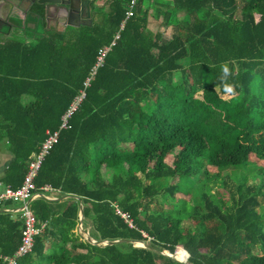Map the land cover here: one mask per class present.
I'll return each instance as SVG.
<instances>
[{"label":"trees","instance_id":"16d2710c","mask_svg":"<svg viewBox=\"0 0 264 264\" xmlns=\"http://www.w3.org/2000/svg\"><path fill=\"white\" fill-rule=\"evenodd\" d=\"M102 2L107 10L94 6L97 20L72 35L73 27L45 30L38 5L33 41H0V141L13 156L2 183L18 187L46 129L59 130L34 179L59 197L31 201L45 226L19 264H264V0H137L127 19L130 0ZM148 16L169 35L152 31ZM115 35L59 129L98 48ZM223 62L235 96L216 91ZM252 170L259 183L248 180ZM182 177L194 183L192 197H177ZM218 178L217 191L207 190ZM11 204L0 201L4 254L23 227ZM80 204L93 239L123 241L88 242ZM177 246L185 263L160 253Z\"/></svg>","mask_w":264,"mask_h":264},{"label":"built area","instance_id":"2783aa9c","mask_svg":"<svg viewBox=\"0 0 264 264\" xmlns=\"http://www.w3.org/2000/svg\"><path fill=\"white\" fill-rule=\"evenodd\" d=\"M136 2L137 0H130L125 12V19L133 15ZM122 25L123 23L121 24V27ZM117 37L118 35H115L114 39L109 44L102 45L98 48L95 62L90 68L88 76L83 81V88L78 91V94L73 98L65 112L62 114L59 129L67 127L69 117L77 109L78 105L85 96V88L90 85L97 69L103 65L104 59L107 53L111 50V47L114 45ZM58 132L59 130L50 131L46 129L45 137L38 145L37 151L28 161L23 180L18 187L13 188L10 185L2 183L0 180V201H11L12 203H16L17 207L7 209L19 213V216L23 220L19 244L11 254H4L0 252V264H19L23 257L32 252L35 237L45 226V222H39L37 220L30 203L33 199L41 196L49 197L47 192L57 191V189L53 188L49 184H44L37 188L34 179L39 171L44 157L57 142ZM117 212L124 218L129 226H132L126 213H122L119 210H117Z\"/></svg>","mask_w":264,"mask_h":264},{"label":"flooded vegetation","instance_id":"af4514ba","mask_svg":"<svg viewBox=\"0 0 264 264\" xmlns=\"http://www.w3.org/2000/svg\"><path fill=\"white\" fill-rule=\"evenodd\" d=\"M72 6L68 10L58 4L50 9L47 14L45 5L38 3L37 0H0V37H6L11 32L24 30L28 39L32 40L39 26V7H42L45 21V30L65 31L69 27H79L88 23V14L91 21L94 20L96 13L94 6H100L98 0H63ZM72 23V24H70Z\"/></svg>","mask_w":264,"mask_h":264},{"label":"rangeland","instance_id":"374dc122","mask_svg":"<svg viewBox=\"0 0 264 264\" xmlns=\"http://www.w3.org/2000/svg\"><path fill=\"white\" fill-rule=\"evenodd\" d=\"M99 3H103L102 5H105V10H107V5L104 4V2H102L103 0H98ZM94 20H97V16H95ZM73 30L71 31H68L67 33H69L70 35H72L75 31H76V28H72ZM163 29V33H167V35H169L170 33V29H166V28H162ZM38 30H40V28H38ZM26 32L24 30H21V31H15V32H11L9 33L8 36L6 37H0V41L1 40H5L7 38H20V39H24L28 42H31L33 41L28 39L27 36H24ZM67 35L68 37H70V35ZM259 163H264V161H258ZM209 169V171H215V168H212V167H207ZM223 170H221L222 172ZM256 170H252V172H250V174L248 175V180L249 181H253L255 183H259V179L258 177H254L253 179L251 178V174L255 173ZM180 192L177 193V197L180 198V197H184V198H188V195H184V193H188L191 197L192 195L195 194V185L194 183L191 181V180H188V178H185V177H182L180 179ZM220 187V178L216 179V180H211L208 182L207 186H206V189L209 190L210 192H216L217 189ZM12 207H17V204L16 203H12L11 204ZM14 215H18V213H14ZM88 229V228H87ZM86 229V231H87ZM83 235V234H82ZM84 237V235H83ZM258 253H261L260 249L257 250ZM176 255V254H175Z\"/></svg>","mask_w":264,"mask_h":264},{"label":"water","instance_id":"95a60500","mask_svg":"<svg viewBox=\"0 0 264 264\" xmlns=\"http://www.w3.org/2000/svg\"><path fill=\"white\" fill-rule=\"evenodd\" d=\"M34 0H30V2H32ZM38 3L40 4H44L45 5V10L47 11V14L50 12V9L57 6L58 4L64 6L65 8H67L68 10H71L72 6L70 4H68L67 2L63 1V0H37ZM88 23H83L84 25H87V26H90L92 24V21L90 19V14H88ZM72 24V23H70ZM78 200H80L79 197H76ZM83 206L82 204H80V208H79V223H78V229L81 233H83L84 235V238L92 243V244H96L98 246H106V245H112L114 243H118V242H121L123 241V239H113V240H102V241H97L95 239H93L88 231L84 230L83 227H82V221H83ZM128 242H131V243H134L135 246H141V247H144V248H148V249H151V247L145 243V242H142V241H133V240H126ZM179 246L176 247L174 253H170L168 251H160L161 254H164L166 256H169L179 262H182V263H185L187 261V259L185 261H182V260H179L175 257V252L177 251ZM182 247V246H181ZM182 249L187 253V258L189 256L188 252L182 247Z\"/></svg>","mask_w":264,"mask_h":264},{"label":"crops","instance_id":"0c3cea01","mask_svg":"<svg viewBox=\"0 0 264 264\" xmlns=\"http://www.w3.org/2000/svg\"><path fill=\"white\" fill-rule=\"evenodd\" d=\"M97 3L100 6L103 4V3H99V1H97ZM147 26L152 31L163 32V29H162L163 27L160 25V22L157 19L153 18L152 16H148ZM165 36L166 35L164 34V37ZM12 158H13V156H12L11 152L8 150L7 142L5 140H1L0 141V177L4 174L7 166L11 162ZM47 195H49V197L48 196H41V197L48 199V200H55V199H58V197H59V191L57 190L54 192H47ZM61 198H64V197H61ZM12 208H14V207H12ZM6 210H8V209H6Z\"/></svg>","mask_w":264,"mask_h":264},{"label":"clouds","instance_id":"9594fccd","mask_svg":"<svg viewBox=\"0 0 264 264\" xmlns=\"http://www.w3.org/2000/svg\"><path fill=\"white\" fill-rule=\"evenodd\" d=\"M233 77V69L229 66L228 62H223L220 65V74L217 78V82H215L216 91L222 89L223 95L225 97L235 96L237 94V84L234 82Z\"/></svg>","mask_w":264,"mask_h":264},{"label":"bare ground","instance_id":"6f19581e","mask_svg":"<svg viewBox=\"0 0 264 264\" xmlns=\"http://www.w3.org/2000/svg\"><path fill=\"white\" fill-rule=\"evenodd\" d=\"M176 254V255H175ZM175 257L179 260L185 261L187 259V253L182 249L181 246L178 247L177 251L175 252Z\"/></svg>","mask_w":264,"mask_h":264}]
</instances>
